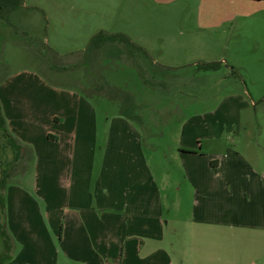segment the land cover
Masks as SVG:
<instances>
[{
  "label": "rangeland",
  "instance_id": "374dc122",
  "mask_svg": "<svg viewBox=\"0 0 264 264\" xmlns=\"http://www.w3.org/2000/svg\"><path fill=\"white\" fill-rule=\"evenodd\" d=\"M209 3L22 0L14 10L3 8L0 88L21 112L30 109L25 102L36 103L22 129L39 154L0 130V178L11 175L0 233H16L7 242L11 264L42 259L45 252L37 249L45 244L46 230L56 239L54 250H60L59 230L40 220L42 209L53 224L59 209L37 192L48 181L52 192H60L71 175L70 159L53 151L45 155L41 137L46 131L59 136L53 114L82 97L97 107L100 123L93 187L106 178L123 187L129 173L119 168L112 175L103 165L109 162L112 129L105 118L121 113L135 123L141 137L130 144L119 141L115 150L126 146L122 151L129 155L140 150L154 175L164 211L158 247L167 249L173 264H264V0H212L213 10ZM6 5L0 0V7ZM101 32L119 35L118 42L90 52L89 43ZM128 39L154 60L155 78L148 86V77L124 55ZM212 160L219 167H209ZM187 165H195L196 175L187 173ZM29 202L39 220L35 230L41 225L42 231L37 245L33 235V248H24L23 238L31 236L24 231ZM5 244L0 235V259Z\"/></svg>",
  "mask_w": 264,
  "mask_h": 264
},
{
  "label": "crops",
  "instance_id": "0c3cea01",
  "mask_svg": "<svg viewBox=\"0 0 264 264\" xmlns=\"http://www.w3.org/2000/svg\"><path fill=\"white\" fill-rule=\"evenodd\" d=\"M215 5L216 3H212L210 0L209 6L212 10ZM153 64L154 61L146 63L144 66L148 81L152 77L155 78L154 75H151V72L154 71ZM157 66L160 72L169 70L163 65ZM157 70L158 68L155 71ZM45 85L49 86V84ZM16 103L17 101L5 98L3 89L0 88L1 111L7 127H13L9 133L14 137L18 136L17 139L20 144L22 143V146L34 147L35 154L39 155L38 149L32 145L34 141L27 135L28 132L25 133L26 131L22 129H26L22 125L23 121L29 120L26 114L35 108L36 103L25 102L30 105V109H23V112L16 106ZM97 112V107L84 97L74 103L69 101L52 116L54 124L61 128L59 136L50 131L42 134L45 155L48 153L51 155V151H53L59 152L61 156H67V159H70L71 175L66 179L65 184H62L61 191H58L59 194L52 192L50 181L43 184L45 190L42 189L41 184L42 193L40 189L37 192L38 196L43 194L39 196L40 199L51 203L50 205H56L59 209L60 214L51 221L53 224L48 222V215L45 214V218L42 216V209L40 210V220L46 228L48 223L51 230L56 229V232L59 230L60 250H54L56 239L53 241L51 232L46 230V237L43 240L45 244L43 243L42 247L37 249L45 252L41 255L44 257L29 262L27 260L23 264H39L45 258L44 264H62L64 261L61 253L69 264H173L167 249L158 247V243L162 242L164 238L161 235L164 231L161 229L164 225V211L162 195L154 175L147 170V163L143 154L139 153L140 150L134 155L122 151L126 146L119 147L121 150H115L119 141L130 144L141 137L134 130L137 127L133 120L121 113L105 118V124L111 123L112 129L107 130L106 154L109 162L103 165L111 170L112 175L119 168L123 175L126 171L129 172L126 177L127 184L117 188L112 183L105 182L108 180L106 178L103 183L95 184L93 187L91 179L99 151L97 149L98 140L101 136ZM185 146H188V143ZM136 148H139V145H136ZM185 148L182 150H187ZM182 154H184L183 151ZM83 158H85V162H83ZM191 160L195 162V165L197 164L198 160ZM213 161L208 166L219 167L220 162ZM77 163H80V166ZM130 165L133 168H130ZM195 165L191 168L187 165L189 168L187 167L186 170L190 176L196 175ZM77 173L81 175L78 176ZM148 180H150L149 185L146 184ZM31 204V202L25 203V207L30 212L26 213V229L24 231L31 236L23 238L24 248L26 246L33 248L32 245H35L32 241L34 240L33 235H37L35 239L37 245L42 231L40 222H38L40 228L35 230L39 220L35 214L32 215L36 209ZM15 234L13 231V235H8L14 238ZM12 261L13 259L6 264H11Z\"/></svg>",
  "mask_w": 264,
  "mask_h": 264
},
{
  "label": "trees",
  "instance_id": "16d2710c",
  "mask_svg": "<svg viewBox=\"0 0 264 264\" xmlns=\"http://www.w3.org/2000/svg\"><path fill=\"white\" fill-rule=\"evenodd\" d=\"M7 5L4 7H0V14H2L3 12V8L5 9L6 12H9V10H14L16 9L17 6L20 5V3L22 2V0H5ZM118 37L117 36H108V34H104L103 32L97 34L92 41L89 43L88 49L90 50V52H94L97 54V52H100L101 49H103L104 47H106V45H111V44H115L118 42ZM123 38V37H121ZM120 39V38H119ZM122 40V39H121ZM129 40V39H128ZM133 43V42H132ZM131 41L129 40L128 45L126 46V53L128 54H124L126 57L130 58L131 61H129L131 63V66L137 68L140 72H141V76H146L145 75V71H144V66L146 63H153V59L146 54L144 51V49H142L140 46L136 45L133 43L132 44ZM134 46V47H133ZM130 50V51H129ZM138 51L139 53H137V57H135L136 52ZM124 56V57H125ZM96 58V57H95ZM94 58V60H95ZM142 58V60H141ZM145 58V59H144ZM204 66H209V68H214L213 64H209L207 63ZM145 83L148 84V80L145 79ZM2 106L0 104V130H2L4 133H6V135L10 138H13L14 141H16L15 143L19 146H21L22 148L24 146H22L19 142V139H17L16 137L12 136L6 126V120L3 116V113L1 111ZM26 148V147H24ZM212 165H214L212 163ZM6 175V176H5ZM11 176L10 173L9 175L4 174V176L2 178H0V209H2L1 212H3L5 210V199H4V191L6 190V186H7V181L8 177ZM5 178V179H4ZM1 237L4 239V241L6 242L5 246V254H3L4 256L1 257L0 259V264H6L8 263V261H10L12 259L11 256V250L9 251L10 246L8 247L7 242L10 241V236L6 233L5 229H3L0 233ZM8 244H10L8 242ZM8 247V248H7Z\"/></svg>",
  "mask_w": 264,
  "mask_h": 264
}]
</instances>
